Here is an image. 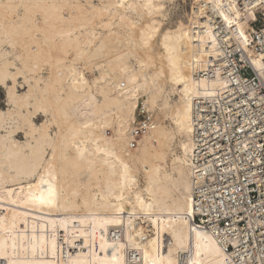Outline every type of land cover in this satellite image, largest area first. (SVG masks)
<instances>
[{"label": "bare ground", "instance_id": "1", "mask_svg": "<svg viewBox=\"0 0 264 264\" xmlns=\"http://www.w3.org/2000/svg\"><path fill=\"white\" fill-rule=\"evenodd\" d=\"M262 1L0 0V264H249L195 220L194 152L235 54L264 85Z\"/></svg>", "mask_w": 264, "mask_h": 264}, {"label": "built area", "instance_id": "2", "mask_svg": "<svg viewBox=\"0 0 264 264\" xmlns=\"http://www.w3.org/2000/svg\"><path fill=\"white\" fill-rule=\"evenodd\" d=\"M261 9L251 41L264 57V0ZM230 66L239 84L221 104L201 109V123L196 124L194 157L200 182L195 220L203 229L224 235L227 251L238 248L249 264H264V85L240 53ZM146 123L148 118L138 120L137 132Z\"/></svg>", "mask_w": 264, "mask_h": 264}, {"label": "rangeland", "instance_id": "3", "mask_svg": "<svg viewBox=\"0 0 264 264\" xmlns=\"http://www.w3.org/2000/svg\"><path fill=\"white\" fill-rule=\"evenodd\" d=\"M188 7V6H187ZM182 8V7H181ZM5 105H6V103H5V90L3 89V88H0V106L1 107H5ZM140 110H141V108L140 109H138L137 110V119L139 120V121H143V120H145L146 118H147V116H146V114H144V115H140ZM146 116V117H145ZM40 119H41V116H40ZM108 133L111 135L112 134V129L110 128V129H108ZM139 133H141L140 131L139 132H137V136L139 135ZM136 143H134V147H136Z\"/></svg>", "mask_w": 264, "mask_h": 264}]
</instances>
